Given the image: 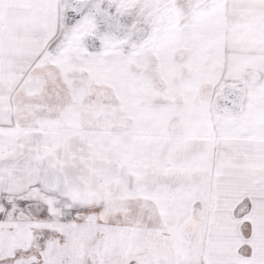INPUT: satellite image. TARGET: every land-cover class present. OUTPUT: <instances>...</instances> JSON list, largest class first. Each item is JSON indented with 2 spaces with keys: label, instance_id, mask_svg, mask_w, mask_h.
<instances>
[{
  "label": "snow or ice",
  "instance_id": "obj_1",
  "mask_svg": "<svg viewBox=\"0 0 264 264\" xmlns=\"http://www.w3.org/2000/svg\"><path fill=\"white\" fill-rule=\"evenodd\" d=\"M0 264H264V0H0Z\"/></svg>",
  "mask_w": 264,
  "mask_h": 264
}]
</instances>
